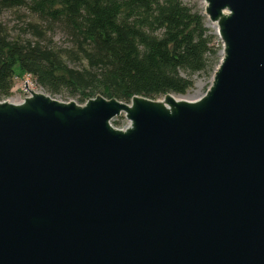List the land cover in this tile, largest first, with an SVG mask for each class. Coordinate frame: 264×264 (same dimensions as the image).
Returning <instances> with one entry per match:
<instances>
[{"label":"water","instance_id":"water-1","mask_svg":"<svg viewBox=\"0 0 264 264\" xmlns=\"http://www.w3.org/2000/svg\"><path fill=\"white\" fill-rule=\"evenodd\" d=\"M203 1L198 100L0 102V264H264V0Z\"/></svg>","mask_w":264,"mask_h":264},{"label":"trees","instance_id":"trees-1","mask_svg":"<svg viewBox=\"0 0 264 264\" xmlns=\"http://www.w3.org/2000/svg\"><path fill=\"white\" fill-rule=\"evenodd\" d=\"M6 11L29 19L15 36L0 23V102L27 76L49 97L80 105L184 96L194 76L209 79L219 65L206 19L183 0H0Z\"/></svg>","mask_w":264,"mask_h":264},{"label":"rangeland","instance_id":"rangeland-1","mask_svg":"<svg viewBox=\"0 0 264 264\" xmlns=\"http://www.w3.org/2000/svg\"><path fill=\"white\" fill-rule=\"evenodd\" d=\"M183 2L187 5H190L191 7L195 8L197 11H199L203 16H204V10H205V4L203 0H183ZM23 14V15H22ZM22 15V16H19ZM28 16H26V14H24L22 11L19 12H3L0 15V23L2 25H5V27H8L10 29L11 35L15 36V34L17 33V31H19V29L22 26V21L28 20ZM206 19L205 24H210ZM209 29V32L211 35H213L215 37L216 40V46H218L219 49V54H218V58H219V63H220V59H221V52H222V43L220 40H218L217 36L214 35V31L211 28H206ZM53 43L55 44L56 47H65L67 44L64 40V38L60 35H57L54 39H53ZM212 77L213 75L209 78V79H204L203 77H198V76H194L192 78L193 81V88H191L190 91H188L184 97H188L190 101L192 100H198L200 98H202V96H204V94L206 93V91L210 88L211 86V81H212ZM31 82L30 77H23V78H18L14 80V85L13 88L11 89V95L4 100L5 102H10L13 104H18L20 103L24 98L28 97V93L25 92L24 86L25 83ZM29 87H30V83H29ZM31 89V88H30ZM38 92L40 90H37ZM183 97V98H184ZM54 99L58 100V101H63V102H72L74 101L76 104L80 105L79 103H77V100H70V99H63L62 97H55ZM3 102V101H2ZM129 125V121L125 120V118L123 116H119L116 117V119H113L111 121V126L114 129H119V130H124L127 128V126Z\"/></svg>","mask_w":264,"mask_h":264},{"label":"bare ground","instance_id":"bare-ground-1","mask_svg":"<svg viewBox=\"0 0 264 264\" xmlns=\"http://www.w3.org/2000/svg\"><path fill=\"white\" fill-rule=\"evenodd\" d=\"M206 27H209L211 28L213 31H214V34L217 32V29H216V25L215 24H206ZM182 99L186 100V101H190L188 97H181Z\"/></svg>","mask_w":264,"mask_h":264},{"label":"built area","instance_id":"built-area-1","mask_svg":"<svg viewBox=\"0 0 264 264\" xmlns=\"http://www.w3.org/2000/svg\"><path fill=\"white\" fill-rule=\"evenodd\" d=\"M29 83H30V87H29ZM26 84H28L29 89L31 88L30 90L35 91V92H38V91H37L38 89L35 88V86L33 85L32 81H31V82H28V83H26ZM24 89H25V86H24ZM25 92H26V90H25ZM39 92H43V91L40 90ZM39 92H38V93H39ZM27 93H28V92H27ZM28 94H29V93H28Z\"/></svg>","mask_w":264,"mask_h":264}]
</instances>
